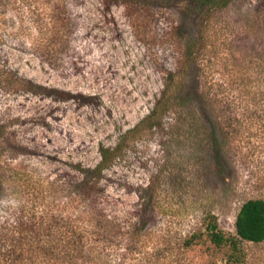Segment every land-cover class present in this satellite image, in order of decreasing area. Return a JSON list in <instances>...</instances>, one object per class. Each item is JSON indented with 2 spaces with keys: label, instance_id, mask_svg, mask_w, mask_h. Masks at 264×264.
<instances>
[{
  "label": "rangeland",
  "instance_id": "374dc122",
  "mask_svg": "<svg viewBox=\"0 0 264 264\" xmlns=\"http://www.w3.org/2000/svg\"><path fill=\"white\" fill-rule=\"evenodd\" d=\"M123 1L109 7L102 0L74 2L73 29L52 59L33 51L29 21L24 33L19 14L0 6V74L9 70L26 81L21 87L0 84L2 214L25 200L63 201L81 169L98 162L99 145L115 146L152 109L176 61L171 26L181 25L185 37L195 33L194 18L181 6L131 9ZM207 49L215 82L229 83L231 75L246 72L250 59H264V0H232L215 10ZM218 107L235 126L246 127L230 139L221 166L206 137L180 126L169 112L163 125L128 141L103 172V213L117 222L136 219L150 185L156 202L146 219L165 241L200 228L208 214L222 231L234 233L242 201L264 198V110L255 115L235 103ZM248 111L255 116L245 117ZM125 242L98 264L133 263L123 256ZM243 245L248 264H264V242ZM186 255L194 264H220L224 253L198 245ZM167 261L183 264L176 256Z\"/></svg>",
  "mask_w": 264,
  "mask_h": 264
},
{
  "label": "trees",
  "instance_id": "16d2710c",
  "mask_svg": "<svg viewBox=\"0 0 264 264\" xmlns=\"http://www.w3.org/2000/svg\"><path fill=\"white\" fill-rule=\"evenodd\" d=\"M78 1L0 0V6L19 14L24 33L27 29L23 25L29 21L31 30L26 33L33 51L45 59H52L63 49L73 29L70 11L73 3ZM117 1L102 0L105 7ZM231 1H123L131 9L134 5L140 9L181 6L189 17L194 18L195 33L185 37L181 25L171 26L169 33L176 61L152 109L127 129L115 146L99 145L98 162L93 167L81 169V179L67 190L63 201L46 204L25 200L8 207L4 214L0 211V264H98L104 254L109 256L112 246H118L124 240L123 256L133 261L129 264H167L169 256H176L183 264H194L186 252L198 245L207 251H223L220 264H248V253L243 243L264 242V198L242 201L235 216L234 233L222 231L215 217L208 214L200 228L179 241L172 235L165 241L150 229L146 218L155 209L156 190L153 186L145 187L147 198H143L138 209L142 213L136 214L132 221L117 222L99 208L102 201L99 180L103 172L113 164L128 141L163 125V118L169 112L180 126H188L189 132L206 137L213 161L221 166L222 155L229 147L230 139L241 136L246 127L235 126L230 121L231 114L219 112L217 106L225 109L235 103L245 109L251 108L254 113L264 110V59H250L246 72L240 77L231 75L230 84L228 81H213V73L205 62L212 14L217 9L228 7ZM252 66L261 68L260 72L252 71ZM0 76L1 85L21 87L26 82L24 78L9 74V70ZM253 112L248 111L245 117H254L256 113L254 115Z\"/></svg>",
  "mask_w": 264,
  "mask_h": 264
}]
</instances>
